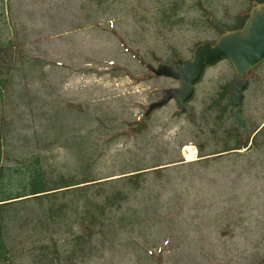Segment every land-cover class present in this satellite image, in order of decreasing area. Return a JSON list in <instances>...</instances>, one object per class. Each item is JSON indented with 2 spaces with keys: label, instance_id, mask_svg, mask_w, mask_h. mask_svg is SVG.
I'll use <instances>...</instances> for the list:
<instances>
[{
  "label": "rangeland",
  "instance_id": "obj_1",
  "mask_svg": "<svg viewBox=\"0 0 264 264\" xmlns=\"http://www.w3.org/2000/svg\"><path fill=\"white\" fill-rule=\"evenodd\" d=\"M15 1L27 36L19 41L27 42L0 97L8 162L39 156L55 173L87 172L100 181L149 171L125 206L139 215L118 225L113 244L78 252L75 264L264 263V150L200 156L223 148L213 137L205 143L216 127L208 105L233 77L231 63L207 66L191 116L170 102L143 117L177 84L151 75L147 63L190 58L197 43L218 37L209 18L233 27L251 0ZM39 34L59 37L32 38ZM143 121L147 128L135 130ZM157 164L160 173L152 170ZM25 251L10 264H43Z\"/></svg>",
  "mask_w": 264,
  "mask_h": 264
},
{
  "label": "trees",
  "instance_id": "obj_2",
  "mask_svg": "<svg viewBox=\"0 0 264 264\" xmlns=\"http://www.w3.org/2000/svg\"><path fill=\"white\" fill-rule=\"evenodd\" d=\"M246 17L247 14L234 28L241 27ZM208 23L212 26L210 18ZM20 44L13 40L0 43V97L8 89L10 72L22 58ZM6 121L7 117L2 115L0 263H12L26 250L23 244H31V249L23 255L29 256L30 262L42 261L43 264H75L78 252L90 255L94 248L100 247L99 243L110 240L113 244L118 225L139 215V212L128 213L125 206L129 204V193L142 186L149 171L134 169L130 174L100 181L87 172L80 177L55 173L39 156L31 159L20 155L10 163L12 150L6 145ZM146 128L143 121L135 130ZM197 146L201 152L203 144ZM200 156L204 157L202 153ZM89 166L86 160L83 171ZM160 166L157 164L152 170L160 173L164 168ZM66 243L67 247H63Z\"/></svg>",
  "mask_w": 264,
  "mask_h": 264
},
{
  "label": "water",
  "instance_id": "obj_3",
  "mask_svg": "<svg viewBox=\"0 0 264 264\" xmlns=\"http://www.w3.org/2000/svg\"><path fill=\"white\" fill-rule=\"evenodd\" d=\"M211 21L219 37L214 43H198L191 58H179L178 63L181 67L175 68L169 63H159L156 66L148 64L147 67L155 75L178 80L180 87L165 88L162 97L148 105L146 115L158 107L165 106L171 100L179 107L178 113L191 114V108L187 103L194 96V86L203 78L208 65L226 58L236 73L229 102L233 106V115L239 128H242L244 123L241 114L242 91L247 83L244 77L248 71L264 61V2L251 6L248 17L239 29H228L216 17H212Z\"/></svg>",
  "mask_w": 264,
  "mask_h": 264
},
{
  "label": "flooded vegetation",
  "instance_id": "obj_4",
  "mask_svg": "<svg viewBox=\"0 0 264 264\" xmlns=\"http://www.w3.org/2000/svg\"><path fill=\"white\" fill-rule=\"evenodd\" d=\"M252 2V5L257 3L256 0H252ZM217 38L209 42L213 43ZM176 57V62L169 64H171L175 68H179L181 67V64L178 63V59L182 56L176 54ZM263 66L264 61L248 71L244 77V80H246L247 83L242 91L243 98L241 102V114L244 120L242 128H239V125L233 115V106L229 102V95L233 92L234 89L233 83L236 73L233 71V77L220 84L219 89H217V95L212 98L211 103L208 105L209 111L212 109L216 110V115L214 117L216 127L210 128L208 132L209 138L207 137L208 141L205 143L206 145H208L210 137H213L214 140L217 139V141H215L214 143H220L221 147L223 148L220 151L205 154L204 157L206 159L212 156H221L230 152H241L249 149L264 150ZM150 74L155 76L151 71ZM176 82L177 84L172 87H180L179 81L176 80ZM162 94L163 90L161 91V95L159 96V98H161ZM191 101L192 100H189L187 103L189 107L191 106ZM170 102H173L176 105L175 101L171 100ZM156 110L151 111L148 115L144 113L143 117H149V115ZM192 113L193 112H191V114H188V116H191ZM209 119L210 117L207 116V120ZM228 146L232 148L227 149L229 148Z\"/></svg>",
  "mask_w": 264,
  "mask_h": 264
},
{
  "label": "crops",
  "instance_id": "obj_5",
  "mask_svg": "<svg viewBox=\"0 0 264 264\" xmlns=\"http://www.w3.org/2000/svg\"><path fill=\"white\" fill-rule=\"evenodd\" d=\"M47 5L52 7V5L48 2V0H47ZM18 9L21 10V6L15 0H0V43L2 44H4V41L6 39H8V41L13 40L14 42L17 41L22 43L23 41H19V39H25L23 37H27L26 34L21 33L20 30V25H19L20 21L17 18ZM46 12L50 13V11H46ZM53 13H57V11H54ZM56 21L57 20H54L53 22ZM44 37H59V36H55L54 34H45V35L39 34V35H35L32 38H44ZM24 42H27V40H25Z\"/></svg>",
  "mask_w": 264,
  "mask_h": 264
}]
</instances>
